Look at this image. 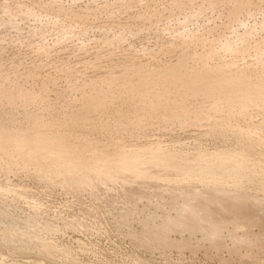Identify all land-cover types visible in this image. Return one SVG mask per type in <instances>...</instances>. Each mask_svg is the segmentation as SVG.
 <instances>
[{
    "label": "rangeland",
    "instance_id": "1",
    "mask_svg": "<svg viewBox=\"0 0 264 264\" xmlns=\"http://www.w3.org/2000/svg\"><path fill=\"white\" fill-rule=\"evenodd\" d=\"M263 219L264 0H0V264H264Z\"/></svg>",
    "mask_w": 264,
    "mask_h": 264
},
{
    "label": "bare ground",
    "instance_id": "2",
    "mask_svg": "<svg viewBox=\"0 0 264 264\" xmlns=\"http://www.w3.org/2000/svg\"><path fill=\"white\" fill-rule=\"evenodd\" d=\"M123 160H124V159H123ZM125 160H126V159H125ZM115 167H116V166H115ZM123 167H125V166H123ZM114 171H115V170H114ZM116 173H117V172H116ZM130 173H131V172H130ZM115 176H116V175H115ZM117 176H118V175H117ZM237 198H238V197H237ZM233 201H234V200H233ZM242 202H243V201H242ZM240 203H241V201H240ZM234 204H236V203L234 202ZM234 204H233V205H234ZM223 206H224V205H223ZM242 206H243V205H242ZM227 207H228V206H227ZM235 207H236V206H235ZM243 207H244V206H243ZM192 209H193V208H192ZM194 209H195V208H194ZM220 209H221V208H220ZM224 209H225V208H224ZM226 209H227V208H226ZM242 209H243V208H242ZM187 210H188V209H187ZM199 210H200V209H199ZM201 210H203V209L201 208ZM210 210H211V209H210ZM210 210H207V211H206V212H207L206 215H207V217H208V216H209V217H212L213 222L216 223V221H218L219 218L221 217L222 212H221V214H217V210H216V209H214V211H215L216 213H215L214 211H210ZM243 210H244V209H243ZM188 211H189V210H188ZM190 211H191V210H190ZM193 212H194V211H193ZM193 212H192V213H193ZM196 212H197V211H196ZM196 212H194V213L197 214ZM219 212H220V211H219V208H218V213H219ZM233 213H234V212H233ZM198 214H199V213H198ZM218 215H219L220 217H219ZM223 215H224V214H223ZM223 215H222V216H223ZM232 215H233V214H232ZM235 215H236V214H235ZM237 215H238V214H237ZM190 216H191V215H190ZM224 216H225V215H224ZM228 216H229V215H228ZM228 216H227V217H228ZM238 216H239V215H238ZM196 217H197V216H196ZM229 217H230V216H229ZM223 218H224V217H223ZM232 218H234V215L232 216ZM202 219H203V217H202ZM234 219H235V218H234ZM209 220H211V219H209ZM235 220H236V219H235ZM263 220H264V219H263ZM175 221H176V220H175ZM175 223H176V222H175ZM215 223H214V224H215ZM179 224H180V223H179ZM181 224H182V226H183V225H186V224L188 225L189 223H188V222H187V223H186V222H181ZM217 224H218V223H217ZM210 225H211V224H210ZM189 226H191V225L189 224ZM195 226H196V225H195ZM179 227H180V226H179ZM185 227H186V226H185ZM190 230H191V229H190ZM203 234H204V233H203Z\"/></svg>",
    "mask_w": 264,
    "mask_h": 264
}]
</instances>
